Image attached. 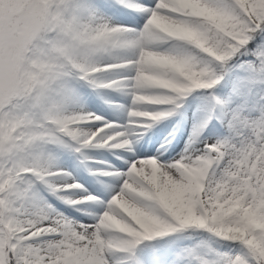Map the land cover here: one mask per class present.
I'll return each instance as SVG.
<instances>
[{
    "label": "snow or ice",
    "instance_id": "6c2138e0",
    "mask_svg": "<svg viewBox=\"0 0 264 264\" xmlns=\"http://www.w3.org/2000/svg\"><path fill=\"white\" fill-rule=\"evenodd\" d=\"M201 4L235 26L207 25L215 55L156 25L167 18L204 32L179 0H0V264H264V227L248 225L242 210L182 227L161 192L166 174L186 182L181 165L206 161L197 214L240 198L264 223V105L244 107L264 85V0ZM153 56L206 75L193 87ZM92 97L106 111L93 110ZM171 120L154 154L140 155L137 145ZM213 121L226 134L214 135ZM61 154L75 157L94 191L60 167ZM125 209L172 228L146 239L122 233L112 219L141 230ZM220 225L247 233L226 238Z\"/></svg>",
    "mask_w": 264,
    "mask_h": 264
},
{
    "label": "bare ground",
    "instance_id": "6f19581e",
    "mask_svg": "<svg viewBox=\"0 0 264 264\" xmlns=\"http://www.w3.org/2000/svg\"><path fill=\"white\" fill-rule=\"evenodd\" d=\"M179 3L182 7L190 9V15L202 17L204 21H206L207 18L215 17L216 13L208 9L206 6H203L201 4V0H179ZM116 16H117V20H120V21L126 22L128 19L126 13H118ZM155 23L161 29V31L165 32L166 34L186 40L188 42H190V40L194 38L195 35L198 34V31L193 30L183 24L169 20L167 18L158 17L155 19ZM152 59L155 63L166 65L170 69H173L180 73H181L182 66L184 65V64L177 62L174 58H170V57L153 56ZM145 78L154 80V78L147 76V75H145ZM155 82L159 83L161 86H164V87H172L174 88V90L179 91V92H183L187 90L185 89V86L172 85L170 82H166V81H155ZM113 99L118 100L120 103H128L127 99L119 95H114ZM90 107L97 112L106 111L104 108V105L99 100H96L94 97H92L91 99ZM189 115H191V109H189ZM175 119H179V117H176ZM174 122L175 120L167 121L163 124H160L154 131L150 132L148 136L146 137V139L142 140L140 144L137 145L138 153L140 155L154 154L155 149L159 147L156 141L162 140V138L165 136L164 130L166 128H171ZM182 147H183V141H181V143L176 146L175 151L176 152L181 151ZM65 155L68 156L67 161H65V158H64ZM92 155L97 156V158L99 159V156L97 153L94 152L92 153ZM109 159L111 158L109 157ZM60 163L68 165V167L71 169L72 173L76 175L80 183H82L84 187L88 188L89 191L95 190L96 185L93 184L92 178L89 177L87 173H85L82 169L78 167L75 157L70 156L68 154H61ZM209 166L210 165L206 161L203 162L199 166L181 165V167L184 169V172L187 178L186 182H177L171 177L170 173L166 174L164 176L163 184L161 186L162 196L166 204L174 205L176 203L175 202L176 198L185 197L187 191H190L193 193L195 185H198L197 187L198 194H196V199H198L200 192L203 191V185L201 181L203 178H205L207 167ZM159 171L160 169L158 168V166L155 163H153L151 165V174L153 177L152 183L154 185L159 180V177L157 176V173ZM229 201H231L230 204H229ZM213 204L216 206V211L213 212V216L215 220L218 219L219 214L222 212L224 215H230L238 209L242 210L241 214L242 216L245 217L247 224H250L252 221H254L258 217V212L252 210L251 205L245 207L241 203L240 198H237L236 200H232V198L229 197V199L225 200L223 203H221L219 200H216V201H213ZM178 207H184V206L180 205ZM125 211H128V210L125 209ZM128 214L132 216L136 220V222L139 224V227L141 229L140 231L132 229L127 223L122 222L115 218L110 221L113 228H115L116 230L122 233H126V234L139 237L142 239L160 235L158 234V235L150 236V229L152 227H155L153 226L155 225L154 222L151 221L152 218L143 216L134 211H128Z\"/></svg>",
    "mask_w": 264,
    "mask_h": 264
},
{
    "label": "rangeland",
    "instance_id": "374dc122",
    "mask_svg": "<svg viewBox=\"0 0 264 264\" xmlns=\"http://www.w3.org/2000/svg\"><path fill=\"white\" fill-rule=\"evenodd\" d=\"M116 19H117V16H116ZM205 22L206 23L203 25V28L205 29L204 32L203 33L198 32V34L195 35L194 38H192L190 40V42L194 43L195 45L200 47L202 50L207 51L210 54L215 55L213 50H209L208 43H209V40L211 37H216V33L208 30L207 25L208 24L215 25L216 28H218L220 31H226L229 28H233L235 26L232 24V22L228 18L223 17L217 13L215 14V17L207 18ZM184 65L182 66L181 73L184 75V77L186 79H188V81H190L191 86L195 87V86L199 85L201 83V76L206 75V72L204 70L197 72L193 68H191V66L186 65V64H184ZM231 87H232L231 84H229L227 87H223L219 91L222 92L224 95H227L231 91ZM185 89H187L186 86H185ZM255 105H264V85L256 86V87H253L249 90L247 103L244 105V107L245 108H251ZM246 114H248V113L246 112ZM250 114L252 116L258 115V113L255 111L251 112ZM169 129L170 128H166L164 130L165 135L167 134V131ZM210 131L214 135L226 134V130L224 128L220 127L219 124L216 123V121H213V127L210 129ZM178 151H179V149H178ZM64 158H65V161L68 160V156L65 155ZM60 167L67 169L69 172L72 173V171L68 167V165L60 163ZM197 187H198V185H195L193 193L190 191H187L185 197H177L176 201H175L176 203L174 205L167 204L169 209L173 211L175 218L180 221V225L182 227L188 226V225H196L200 228H208L210 221L211 222L217 221L214 219L213 213L209 217L206 214L205 215H199L195 211L194 205H193V199L196 198V194H198ZM180 205H182L184 207H178ZM243 214H245V213H243ZM242 217H244V216H242ZM151 221L154 222L155 225H153V226H155V227H152L150 229V236L158 235V234H160V235L164 234L172 228L171 225L161 223L160 221H158L156 219H152ZM248 225H251V226H254L257 228L264 227V223H262L260 221L259 217H257L254 221H252ZM215 230L223 233V235H224L225 231L239 230L242 233V238H244V236L247 233V229L244 227H241L239 225H227V226L220 225ZM248 242L252 243V240H249ZM161 243H164V242L162 241Z\"/></svg>",
    "mask_w": 264,
    "mask_h": 264
},
{
    "label": "trees",
    "instance_id": "16d2710c",
    "mask_svg": "<svg viewBox=\"0 0 264 264\" xmlns=\"http://www.w3.org/2000/svg\"><path fill=\"white\" fill-rule=\"evenodd\" d=\"M210 41L211 42H215L216 41V37H211V39L209 40V43H210ZM209 48L212 50V48L210 46H209ZM224 235H225L226 238L229 237V235H231V238H240V239H242L241 232L238 231V230H235V231H226L224 233Z\"/></svg>",
    "mask_w": 264,
    "mask_h": 264
}]
</instances>
